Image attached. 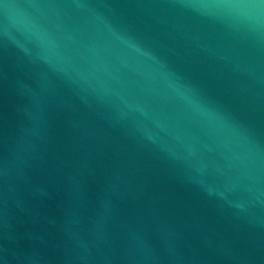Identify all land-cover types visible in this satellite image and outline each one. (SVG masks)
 Wrapping results in <instances>:
<instances>
[{"label": "water", "instance_id": "95a60500", "mask_svg": "<svg viewBox=\"0 0 264 264\" xmlns=\"http://www.w3.org/2000/svg\"><path fill=\"white\" fill-rule=\"evenodd\" d=\"M0 264H264V0H0Z\"/></svg>", "mask_w": 264, "mask_h": 264}]
</instances>
